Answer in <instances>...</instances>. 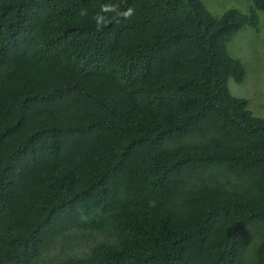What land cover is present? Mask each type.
Listing matches in <instances>:
<instances>
[{
    "label": "trees",
    "instance_id": "trees-1",
    "mask_svg": "<svg viewBox=\"0 0 264 264\" xmlns=\"http://www.w3.org/2000/svg\"><path fill=\"white\" fill-rule=\"evenodd\" d=\"M258 11L0 0V264H264Z\"/></svg>",
    "mask_w": 264,
    "mask_h": 264
},
{
    "label": "rangeland",
    "instance_id": "rangeland-1",
    "mask_svg": "<svg viewBox=\"0 0 264 264\" xmlns=\"http://www.w3.org/2000/svg\"><path fill=\"white\" fill-rule=\"evenodd\" d=\"M207 9L214 15H221L229 8H237L247 12L252 0H202ZM259 31L245 27L227 44L231 56L239 58L245 67L246 75L241 83L229 81L233 95L248 100V108L256 116H264V12L258 11ZM77 247L76 250H80ZM68 251L66 244H56L49 255Z\"/></svg>",
    "mask_w": 264,
    "mask_h": 264
},
{
    "label": "clouds",
    "instance_id": "clouds-1",
    "mask_svg": "<svg viewBox=\"0 0 264 264\" xmlns=\"http://www.w3.org/2000/svg\"><path fill=\"white\" fill-rule=\"evenodd\" d=\"M134 10L133 9H128L126 13H124L125 17H130L133 14Z\"/></svg>",
    "mask_w": 264,
    "mask_h": 264
}]
</instances>
